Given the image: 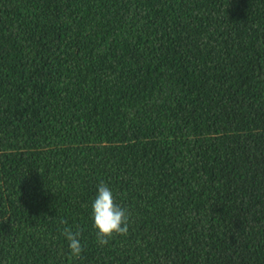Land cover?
<instances>
[{
	"label": "trees",
	"instance_id": "1",
	"mask_svg": "<svg viewBox=\"0 0 264 264\" xmlns=\"http://www.w3.org/2000/svg\"><path fill=\"white\" fill-rule=\"evenodd\" d=\"M0 264H264V0H0Z\"/></svg>",
	"mask_w": 264,
	"mask_h": 264
},
{
	"label": "clouds",
	"instance_id": "2",
	"mask_svg": "<svg viewBox=\"0 0 264 264\" xmlns=\"http://www.w3.org/2000/svg\"><path fill=\"white\" fill-rule=\"evenodd\" d=\"M92 218L97 229L96 238L99 245L104 246L115 235H127L129 230V214L114 203L113 192L107 184L98 185L97 195L92 203ZM67 224V221H61ZM69 242L72 256L79 257L83 252L80 242V232L75 233L68 228L63 230Z\"/></svg>",
	"mask_w": 264,
	"mask_h": 264
}]
</instances>
